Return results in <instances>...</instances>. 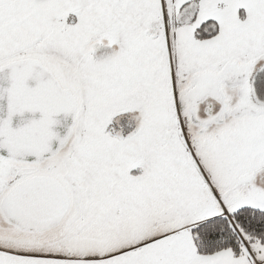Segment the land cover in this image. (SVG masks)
I'll return each instance as SVG.
<instances>
[{
  "label": "snow or ice",
  "instance_id": "1",
  "mask_svg": "<svg viewBox=\"0 0 264 264\" xmlns=\"http://www.w3.org/2000/svg\"><path fill=\"white\" fill-rule=\"evenodd\" d=\"M0 264H264V0H0Z\"/></svg>",
  "mask_w": 264,
  "mask_h": 264
}]
</instances>
